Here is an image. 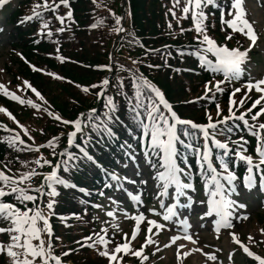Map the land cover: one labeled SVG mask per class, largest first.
<instances>
[{
  "label": "snow or ice",
  "instance_id": "obj_1",
  "mask_svg": "<svg viewBox=\"0 0 264 264\" xmlns=\"http://www.w3.org/2000/svg\"><path fill=\"white\" fill-rule=\"evenodd\" d=\"M7 3L8 0H0V7L5 6ZM174 4L178 5L179 0H174ZM214 4L215 0H185L182 13L183 18H187V15L191 13L193 25L198 34L194 38L197 40V47L191 54L198 57L199 63L206 68V70L212 72L214 75L216 73L223 74L224 80H218L214 85L216 92H223L224 88H222L221 85H225L231 80L239 79L242 75V65L246 60L248 51L256 43L257 36L254 33L252 24L246 19V10L243 6L244 0H231V9L234 10L228 13L231 18L224 20L222 14L221 20L222 23L226 24L232 31L225 36V44H217V42L207 34L204 25V21L207 18L205 8ZM60 5L69 7V0H59V3H56V0H51V2H49V0H43L42 3L34 4L31 14L23 16L19 23L39 20V34L41 36L46 34L51 38L53 36V31L49 26L52 20L45 19L46 13L52 12L54 14V19L59 21L61 27L55 29L57 33L65 31L63 25L66 20H72L70 8L64 15H55ZM169 11H172V9H169ZM172 14L175 17V12H172ZM115 21L119 26L121 18L115 17ZM91 26L94 27L95 25ZM169 27L171 28V24H169ZM118 31L123 32L124 29L118 27ZM180 31L183 33L184 29L181 28ZM236 32L244 34L250 39L251 43L248 49L240 50L236 47L229 49L226 46V42L233 39V33ZM167 54L169 56L171 55L170 52ZM209 54L215 57L214 61L209 58ZM59 59L63 60V57H59ZM131 63L132 65H136L138 61L132 60ZM101 67H106L111 71L112 66L106 65ZM116 67L120 71L129 73L132 95L129 96L128 93L124 91L125 83L122 77L117 76L116 84H110L109 78L105 77L99 85L90 86L92 89L99 87L100 90L96 92L95 95L97 99H103L104 112L97 113V110L93 108L89 109L87 113H79L75 119H64L59 115H55L47 108H41V105L33 103L31 99L23 100L0 85V91H2V94L6 97L13 101H18L21 104H28L34 109L47 112L49 117L73 129L66 134L68 147L61 150L59 153H57V147L60 136H53L44 144L35 147L31 144H25V142L21 140L19 133L5 138L10 147L15 148L18 145H24L20 151H39L40 148H47L51 150L52 157L56 158L55 164H53L52 160L44 158L43 155L31 162L27 160L21 162L24 167H28L29 163L35 164L37 167H43L45 165L51 167V172L42 174L43 180L38 187H33L31 183L32 177L41 175V173L36 171V167H32L30 170L20 173L19 176L6 175L3 171H0V224L7 225V227L0 226V233L8 236V241L6 243L0 242V254L8 258L6 264H62L61 257L68 254L67 252H62L60 255L54 254V233L50 226L49 215L52 213L53 206L56 203L55 198L60 195L57 187L63 186L65 189H77L85 195H90V193L86 189L78 188L76 184L70 183L58 173L61 168L65 173L70 172L74 168H78L81 161L97 163L94 157L87 151L86 145L81 146L75 143L77 134L85 141L91 142L90 134L84 131L86 128L95 132L101 138L104 136L112 138L114 136L112 124L119 121L120 118L117 115L118 107L114 97L106 94L109 87L116 89V95L125 96L132 121L140 130V135L133 136L132 138L138 140L143 150L144 159L154 173L152 179L158 186L159 190L157 195L161 197L160 207L164 209L162 219L164 221L176 223L177 221H173V217H177L178 222L182 225L184 239L192 240V237L188 235V229L191 225L187 218L182 220L179 219V214L174 208L176 204L179 203L180 197H185L189 206L192 203V197L189 196L187 192V190H194L193 183L191 182L193 173L187 159L188 152H191L196 158L207 195V211L202 214L201 219L205 217L213 218L214 229L216 232H219L222 228L229 229L233 227L232 220L236 208L246 207V205L240 204L238 201L231 198L233 194L239 195V192L235 185L238 178L230 168L226 159L230 152V134L233 132V127L229 126L228 121H242L244 127L256 137L257 147L255 152L258 156V161L256 162H254L251 155L244 154L245 149L241 144V140H243L242 137L240 140L231 141V143L240 145V147L235 150L234 156L236 159L245 161L247 164L246 175L243 177L244 187L250 190L254 186L255 170V172L260 173L259 186L264 190V135H262V133H264V123H256L258 117L264 114V95L254 101L251 108L240 112L239 115H236L232 107L233 101L230 98L227 116L215 121L209 116L207 123L197 124L191 120L180 118L177 113L172 110V106L165 99L162 92L150 83L143 74L139 73L137 68L125 67L123 64L119 63ZM148 67L151 68L154 67V65H148ZM176 71L180 70L177 69ZM47 75L55 76L54 73H47ZM56 78L62 79V77ZM24 85L26 88H30L38 98L43 100L39 91L32 87L29 82L24 81ZM262 85H264V79H259L255 84L249 82L247 87L248 89L255 87L258 93H264V87H261ZM82 90L88 92L89 88L84 87ZM205 91L206 93L210 91L207 84L205 85ZM240 91L241 89L239 88L234 89V92ZM240 103H244L243 98H241ZM258 105H260L259 111L252 114V110L257 108ZM161 106L163 110H161ZM237 107H239V105ZM0 111H5L7 113L6 109L0 108ZM220 112V105L217 104L218 117L220 116ZM7 114L11 117V113ZM246 115L250 116L252 121L251 124H249V120L245 118ZM180 126L186 127L181 128ZM4 130L11 131L9 129ZM24 132L25 135H28L26 129ZM41 132H43L42 129ZM218 135L228 137L229 139L221 142L216 138ZM181 137H183V139ZM201 138L203 139L202 146L199 145ZM29 139H32V137L29 136ZM209 141L211 142V146ZM72 147H76L78 153L70 151ZM122 147L127 149L125 156L133 161L137 159L131 144H125L122 145ZM181 147L184 149L183 153L180 151ZM212 147L223 150L222 155L224 159L217 157L219 170L214 167L211 159ZM181 162L184 163L185 167L180 166ZM106 174L111 177V180L115 182L118 189L122 188L121 181L128 179L127 177L121 178L115 173ZM132 183L136 182L132 181ZM139 183L144 185L148 183V180L141 179ZM210 185L212 187H209ZM110 186L109 184L105 185L106 188ZM170 188H174L171 194L174 203L165 207L163 197L169 195ZM98 194L101 196L104 195L102 191ZM127 194L133 201L137 202V204L141 203V196L139 194H133L132 192H128ZM44 197L48 198L46 205L44 204ZM107 198L111 204L116 205L117 208L119 207L118 202L113 197ZM29 203L31 206H29ZM201 203H204V201H201ZM94 207L100 208L101 206L94 205ZM45 209H47L49 215L45 214ZM121 211L125 217L128 216L125 210L121 209ZM149 212L154 215H159L155 209H149ZM73 215L75 216L76 214L73 213ZM106 215L115 221L116 209L114 208L107 211ZM236 218L240 219L241 217ZM242 218L247 219V216ZM60 219L65 220L68 218L62 216ZM132 219L136 222V226L132 230V240H134L137 236L139 225L144 221L145 216L143 212H140L139 214L133 215ZM147 222L149 225L148 232H152L153 226H155L157 232L164 227L163 224L158 223L156 220H148ZM112 226L116 228L117 231L113 232L111 238L97 234V239L92 240L91 244L87 243L92 239L91 237L83 238L85 244L89 247L103 245V251H100L99 254L103 257H107L110 264L112 261L116 260V254L118 253H130L132 256L140 257L145 245L156 243L151 236H146L140 249L132 251L130 247L132 240L127 239V234H125L124 242L116 243L114 249L110 250L109 245L119 231L115 223H113ZM101 231L106 233L107 229L102 228ZM45 233L47 234V240L43 238V234ZM230 235L231 239L236 244L240 245L244 253L249 257H254V259L258 261V264H264V258L254 255L247 246L241 244L235 234L230 233ZM178 239H180L179 236L171 237L172 242ZM249 240H252L251 236H249ZM55 241L61 242L59 237H55ZM193 243H195V241H193ZM81 246L83 247L84 245ZM167 246L168 245H165V247ZM180 247L182 248L183 245H180ZM196 251H199V249H196ZM183 254L184 256L189 255L188 252H184ZM144 259H147V257H144ZM208 259L214 261L216 257L208 254Z\"/></svg>",
  "mask_w": 264,
  "mask_h": 264
},
{
  "label": "trees",
  "instance_id": "obj_2",
  "mask_svg": "<svg viewBox=\"0 0 264 264\" xmlns=\"http://www.w3.org/2000/svg\"><path fill=\"white\" fill-rule=\"evenodd\" d=\"M164 1L165 4L163 0H70L65 12L70 8L72 21L78 24H70L71 38L70 41L61 44V56L46 55L49 51L55 53L54 43L51 42L54 36L49 38L45 34L44 37L41 35L32 37L28 32L19 33L21 40L26 37L22 45L24 56L29 60H37L42 67L45 66L47 73H54L55 76L29 73L27 66L22 62L21 71L24 69L42 95L50 96V100L48 99L50 105L57 109L62 117L75 119L79 113H87L93 108L97 113L104 112L103 99H97L95 95L99 92V87L92 89L90 86L99 85L105 77L109 78L110 84L117 83V76L122 77L125 83L124 91L129 96L132 95L129 73L116 67L118 63L125 67L129 64L130 67L137 68L144 77L149 78L182 116L196 121L202 120L208 116V110L214 108L210 91L206 93L203 87L210 79V73L201 66L198 57L191 54L193 49L184 45L191 41L185 39L188 37L187 33L181 34L174 30L176 25L172 20L174 11H169L170 6L166 0ZM18 13L14 17L18 16ZM115 17L121 18L119 26ZM45 19L52 20L51 29L60 24L49 13H46ZM37 23L40 24V21L37 20ZM118 27H122L124 31H118ZM169 52L170 56L167 54ZM59 57H63V60ZM112 57L119 60L112 61ZM132 60H137L138 63L132 65ZM106 65L112 66L111 71L101 67ZM148 65L154 67L150 68ZM189 67H197L199 71H190L192 68ZM177 69L180 71H176ZM84 87H88L89 91L84 92L82 90ZM106 94L114 97L118 107L117 115L120 119L112 124L114 136L101 138L86 128L84 131L90 134L91 142L80 138L78 143L88 144L92 151L109 152L111 156L123 151L119 145L131 144L138 148L140 145L138 140L132 137L139 136L140 130L132 121L125 96L116 95V89L112 87L108 88ZM34 121L39 122L38 119ZM41 121L42 139L53 137L60 131L59 126L62 123L54 118L44 114ZM200 143L201 139L199 145ZM5 151V147L2 148L0 144V160H3ZM70 151L76 153L72 148ZM180 151L183 153L184 149L181 147ZM190 154L192 153H187ZM86 165L88 164L81 161L79 167L70 172L77 173ZM85 178L86 176H80V180ZM67 197L70 198L69 194L65 193L64 199ZM64 199L59 202L60 208L69 209L71 208L67 206L69 204L75 206L74 201L65 203ZM64 203L65 206H62Z\"/></svg>",
  "mask_w": 264,
  "mask_h": 264
},
{
  "label": "rangeland",
  "instance_id": "obj_3",
  "mask_svg": "<svg viewBox=\"0 0 264 264\" xmlns=\"http://www.w3.org/2000/svg\"><path fill=\"white\" fill-rule=\"evenodd\" d=\"M215 0L217 3L218 12L215 11L214 14H208L206 20L204 21V24H211L209 28H207V34L210 36V38H213L217 44H225V36L230 33L232 30L227 27L226 24L222 23L221 16L223 14V19L227 20L231 17L228 15L230 11H234L231 9V0ZM167 5H171L174 3V0H166ZM264 2V0H244V8L246 10V19L252 24L254 33L257 36L256 43L253 45V47L248 51L246 60L244 64L242 65L243 72L239 79H236L235 81L231 83H226L225 85H221L222 88H224V92H218L224 98L232 93L231 100L233 101L232 107L236 112V115L240 114V112L245 111L248 108H251V105L254 101L260 98V96L264 95V93H258L253 87L252 89H248L247 84L249 82L255 84V82L259 79H264V7L261 6V4ZM163 4H165V1L163 0ZM185 4V0H179V12L175 13V17L172 18L173 22L176 23L174 30H177V32L181 33V28L184 29V32L181 34L186 33V28L188 24H193L191 13L187 15V18H183V7ZM29 11V9H28ZM165 12H167V8H165ZM3 21H5V18L2 16V19H0V23L2 24L0 27V43H2V47L0 48V85L3 86L4 89L7 91L14 93L16 96L20 97L23 100L31 99L32 101H39L40 105L43 108H48L50 110L49 95H42L43 100L38 98L30 88H26L24 85V81L29 82V84L32 86L33 82L30 81L24 74H22L20 71L16 70L14 67L15 57H19V49L13 50L14 44H17V37L15 38L13 36V33H10V30L12 28L11 25L5 24L3 25ZM178 25L180 26V29L178 30ZM175 33V32H174ZM172 33V34H174ZM176 34V33H175ZM194 38L198 35L196 31L191 30L190 33ZM251 43L250 39L241 33H233V39L226 42V46L231 49L233 47H236L240 50L248 49L249 44ZM9 71V72H8ZM242 77V78H241ZM218 80H224L222 78H213L212 80L205 82L204 86L207 84L209 88H212L215 90L214 85L215 82ZM33 87V86H32ZM261 87H264L262 85ZM239 88L241 89L240 92H234V89ZM197 95V94H196ZM194 95V96H196ZM192 96V97H194ZM173 97V96H172ZM0 98H2L4 101L0 102V108L6 109L7 113H11V117L5 112L0 111V130L1 132H7L4 129L12 128L14 131L19 133L20 137L22 139H25L28 144L35 146H38L41 141V129L43 128V122L41 121L42 117H39L37 121H34L32 119L29 120V112L26 109H21L20 112L16 114L14 117L13 110L15 109V103L18 101H13L10 98L6 97L2 94V91H0ZM47 98V99H46ZM229 98V99H230ZM241 98L244 99V103L241 104ZM49 99V100H48ZM229 99H225V104H220V116L219 118H223L224 116L228 115L229 110ZM46 101V103H45ZM239 105V107H237ZM260 105L257 106V108L252 110V114H255L256 111H259ZM19 109V108H18ZM48 117L49 115L45 113ZM210 116H217V109L209 111ZM248 116V115H246ZM14 118V119H13ZM215 118V117H214ZM250 118V116H248ZM16 120L18 123H20V127H12L13 124L16 123ZM257 124L264 123V114H262L257 119ZM23 126V127H21ZM27 130L28 135H25L24 130ZM73 129L68 126L64 129V132L72 131ZM67 133L64 134L62 141L60 145H64V142L67 141ZM264 135V133H262ZM29 136L32 137V139H29ZM257 147V144L255 145V149ZM246 150V149H245ZM137 159L135 161L132 160L127 165L126 173L123 175H120L119 177H127V180H122V188H117L116 184L114 183L113 186H115V189L112 193H104L103 196H99V192H95L94 198L90 199L88 202V205H84V209L81 208V213L83 215H80L79 218H68L67 220H61L58 219L56 222L58 224H71V228L73 233H76L75 237H78V240L80 243L79 245L83 244V248L79 252H75L74 248L72 249V253H70L68 256L70 257L69 263L76 262L77 264H110L107 257L101 256L99 253L100 251H103L104 246L103 245H97L96 247H89L87 244H85L84 237H91L92 239L89 240L87 243L91 244L92 240L97 239V234L101 236H106L107 238L110 237V235H113L114 231H117L116 228H113V223L117 225V228L119 229L118 233H121L123 236V241L125 240V234H127V239L132 240V230L136 226L135 222H127L126 217L122 213L121 216V208L120 205L117 208L116 205L111 204L109 199L107 197H113L118 204L121 202H125V196L122 191H129L133 194H139L141 196L146 195L148 198H151L154 202H156L155 206L145 204H138V214L140 212H143V214H146V217L150 218L149 209H158V217L153 216L154 220L160 221L162 216V209L158 207V201H157V192H158V186L156 182L152 179L154 176V173L152 169L148 166L147 162L144 159L143 155H140L139 153L135 152ZM244 154H246V151H244ZM41 155H43L44 158H47V155L43 152L38 151L35 159L39 158ZM254 162L256 160L253 158ZM22 160L18 159V156H11L8 155L5 158V163L0 164V171H3L6 175H15L19 176L20 173L24 171H28L29 169L27 167H24L22 165ZM13 167V169L10 168ZM18 167L19 170L16 168ZM15 171H18V173H15ZM141 179L148 180L147 184L141 185L139 181ZM35 182L41 183V177L35 176L34 177ZM132 181H135L136 183H132ZM40 185V184H39ZM37 186V185H36ZM101 192V191H100ZM116 197L120 198V201L116 199ZM45 201V205L47 204V197L43 198ZM94 205H100V208L94 207ZM193 205L190 206V209H188L187 213H185V216L190 217V223L191 224H197L195 227L194 236L196 238L197 246L196 249H199V251L194 252H188V256H184V252H187V250L190 248L188 246L179 247V243H173L171 241V237L173 234L177 235V231L174 230V226L169 221H165L162 224L164 225L163 229L161 231L156 230L155 226L152 228V232L146 231L143 229L144 224H141L139 227V230L137 232V236L134 240H132V243L130 245L132 251L139 250L141 247V244L144 243V240L146 236H151L153 240L156 241V243L152 245H145L142 255L138 258L142 259H136L132 260L128 257H132L130 253H126L127 257L125 259L128 260L127 264H243L238 261H235L233 257L230 256L231 246L234 244L231 242L230 239V233L235 234L239 240L245 242L248 244L254 251H256L259 255H264V223L262 222V216L264 217V209L259 207V213H258V207H255L252 205V207L248 210L244 208V211L247 212V214H242L240 212V215L236 213L235 219L233 222V227L229 229H221V231L216 232L214 228H206V223L210 218L205 217L201 219V215L206 211L204 208V203H201V200L196 199L195 201L191 203ZM116 209V217L115 221H113L112 218H110V221L106 220V212L112 209ZM76 212L80 210L76 205L73 206V208ZM60 210V207H59ZM126 211V210H125ZM137 211V210H136ZM60 212V211H58ZM128 213V212H127ZM60 215V213H57V216ZM74 216V215H73ZM76 216V215H75ZM81 216H84V219L81 218ZM129 216V214H128ZM247 216V219H244L242 217ZM60 218V216H58ZM236 217H241L240 219H237ZM147 219V218H146ZM147 219V220H153ZM190 224V225H191ZM7 225L4 224V227ZM193 226V225H191ZM204 226L205 228H202ZM149 227V225H148ZM106 228L107 232H102L101 229ZM259 230L260 233H256V230ZM261 229V230H260ZM148 233V234H147ZM71 233L69 231L64 232L63 230H60L56 233V237L60 238V241L57 242L53 241L55 243L56 248H58V252H65L68 247L72 246L73 239L69 237ZM249 236L252 237V240H249ZM43 238L47 240V234H43ZM8 241V236L6 234L0 233V242L6 243ZM121 242V243H122ZM111 244V243H110ZM165 245H168L165 247ZM205 249H204V248ZM214 252V254H213ZM124 252L116 254V260L112 261L111 264H124V260L122 261L123 257L122 254ZM208 254L214 255L216 259L209 260ZM82 254V255H81ZM180 254V258H178ZM81 255V256H80ZM149 256V257H148ZM144 257H147V259H144ZM240 258V256H238ZM236 256V258L239 260ZM66 258V257H63ZM7 257L3 254H0V264H6ZM121 260V261H119ZM234 261V263H233ZM237 262V263H236Z\"/></svg>",
  "mask_w": 264,
  "mask_h": 264
},
{
  "label": "bare ground",
  "instance_id": "obj_4",
  "mask_svg": "<svg viewBox=\"0 0 264 264\" xmlns=\"http://www.w3.org/2000/svg\"><path fill=\"white\" fill-rule=\"evenodd\" d=\"M181 241L187 243L190 246V248L187 250V252H194V251H196V246L195 245H192L193 240L182 239ZM175 242H177V241H175Z\"/></svg>",
  "mask_w": 264,
  "mask_h": 264
}]
</instances>
